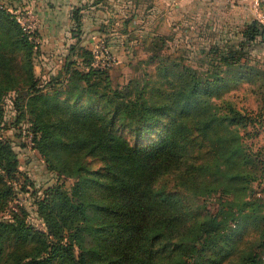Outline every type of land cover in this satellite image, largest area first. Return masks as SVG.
Returning <instances> with one entry per match:
<instances>
[{
	"label": "trees",
	"instance_id": "16d2710c",
	"mask_svg": "<svg viewBox=\"0 0 264 264\" xmlns=\"http://www.w3.org/2000/svg\"><path fill=\"white\" fill-rule=\"evenodd\" d=\"M11 8L0 0V127L6 93L30 97L28 104L36 112L34 147L46 156L49 169L70 170L76 180L71 189L55 183L43 194L35 190L36 210L45 223V228L38 227L26 205L17 201L23 186L18 151L9 138L0 139V264H214L217 229L224 234L243 219L264 218L258 207L264 189L254 186L264 176V165L259 152L245 144L238 126L244 119L255 124V115H244L234 106L223 113L208 96L214 87L225 91L248 78L241 61L247 62L242 60L247 42L263 36L264 20H253L238 43L203 46L200 52L205 62L209 58V67L201 70L200 78L193 66L165 62L158 71L167 77V86H159L157 95L141 97L140 89L127 99L121 91H97L90 100L113 107L108 116L90 104L63 101L50 92L57 90L56 84L69 82L78 96L89 86H78L76 74L85 81L91 74L108 75L92 65V48L73 43L63 71L42 78L33 60L38 45ZM82 8L73 9V32L80 41ZM15 40L23 44L18 47L23 49L21 77L8 53L18 44ZM79 61L87 73L75 69ZM171 71L177 73L173 78L168 77ZM22 106L18 122L25 115ZM166 115L171 127L148 145L131 144L114 130L115 119L151 128ZM200 137L210 140L214 160L187 162L192 141ZM83 152L101 155L103 168L90 169L81 159ZM56 161L59 166H54ZM174 172L177 178L158 182ZM215 192L220 200L225 195L230 199L210 213L200 198ZM227 209L234 215L222 217ZM259 262L255 253L243 264Z\"/></svg>",
	"mask_w": 264,
	"mask_h": 264
},
{
	"label": "rangeland",
	"instance_id": "374dc122",
	"mask_svg": "<svg viewBox=\"0 0 264 264\" xmlns=\"http://www.w3.org/2000/svg\"><path fill=\"white\" fill-rule=\"evenodd\" d=\"M4 1L7 5L12 7L11 9L13 11L18 8L27 9L29 3L36 8L38 5L36 0ZM105 1L110 3L111 8L115 11L114 14H111L109 22H115V17L122 19L121 23L123 19L130 18L134 20L133 24L137 25L139 29L143 26L145 30H153L154 26L151 25L153 23V18H147H149L148 12L152 9L155 0H103V3ZM119 9L121 13H117ZM143 19L146 20L143 21ZM129 21L130 20H128V22ZM109 22L103 23L106 28L123 27V24L119 25V23L108 26ZM138 32L139 31H137V33ZM164 33L163 36L162 34L137 35L132 31L131 35H124L121 40L118 39L117 41H111L109 39L111 35H102L94 42L92 47L95 46L97 42L103 41L115 55L116 63L109 69H106L108 75L98 76L91 74L89 81H85L80 75L76 74L75 78H77L78 86H89L87 91L83 90L78 96L75 87H72L71 83L67 84L69 82L59 85L56 84L57 90L54 89L50 92L59 95L58 98L63 101H78L81 104H90L110 116L113 113V107H106L103 101H92L90 97L95 98L94 93L104 90L108 93L121 91V94H126L127 99L135 97L140 89L142 90L141 97H149L150 93L157 95L159 93V86L163 88L167 86V77L161 75L158 71L160 63H178L177 67L179 68H182V65L193 66L198 70L196 75L200 78L203 74L201 70H206V68L209 67V63L207 64L209 58L207 62H205L206 60H204L200 52L202 48L201 43L198 40H195V43L190 39L187 40L183 37L184 35H177L178 39L176 41L171 38L167 39L166 29ZM42 38L43 35L39 34L33 35L31 39L38 45V50L33 55L35 72L37 75L44 78L42 76L43 72L51 71L56 65L51 62V60L44 61L45 58H41L43 57L42 51L45 44ZM15 41L18 44H16V46L12 44L14 49L8 51V53L12 55L15 72L21 77V71L23 70V49H19L18 47L21 46V48H23V44L17 40ZM73 43H79L89 49L92 48L83 40L82 36L81 41L74 36V38L68 42V53ZM83 53H85L84 50ZM75 69L79 70L81 73H87L88 71V68L80 61L76 64ZM229 74L232 75L233 73L231 72ZM50 75H52V73H46L45 77L48 78ZM176 75L177 73L175 71H171L168 77L173 78ZM231 84L232 80L230 79L229 85ZM22 85L25 84L22 83ZM232 89L226 88L225 91H221L214 87L208 96L218 104V107L223 113L229 111L230 106L239 109L243 114L247 112L255 114L256 111H261V114L256 113L255 115V119L257 120L255 124L244 119L238 126L243 134L245 144L251 150L259 152L260 159L264 165V113L262 112V106L260 103H257V100H255L251 94H247L249 90L247 84L235 90ZM47 92L49 93V91ZM29 98L30 97L26 95L17 96V92L13 90L6 93L3 99L5 114L3 118L4 121L0 127V139L9 138L12 140L20 157L21 165L19 173L23 186L20 187L21 189L17 201L26 205L30 214L29 218L32 222L40 228H45L44 220L39 216L36 210L35 197L39 195V193L43 194L46 186L55 183H62L65 187L64 189H71L76 177L69 175L70 170L67 172H60L61 168L59 169V167H56V169L51 167L52 170L49 169L46 156L41 154L37 148L34 147L33 139L35 130L33 126V116H35L36 112L31 110L28 104ZM233 101H236L235 104ZM23 104L24 106H22V109L25 115L24 118L18 122L19 110H21L20 107ZM57 110L60 113V110ZM134 115L136 117L137 112H135ZM114 121L115 132L127 138L131 144L138 145H148L151 142L161 139L172 124L171 117L167 115L163 116L161 121L151 128L141 127L137 123H123L119 119H115ZM213 154L210 140L200 137L192 141V150L187 156V162H212L214 160ZM67 156L68 155H66L65 158H67ZM81 159L90 169H102L104 166V161L99 154L83 152L81 154ZM67 160H69V157ZM59 165L60 162L58 161L54 163V166ZM175 177L177 178L175 172L170 173L161 177L158 182L162 183L171 178L175 179ZM254 186L264 189V176L258 179L254 183ZM36 189L39 190L38 194H36ZM220 195V193L215 192L211 196H201L200 201L202 203L204 202L207 205L206 209L212 213L217 210L221 202H227L226 199H230L225 195L224 198L222 197L223 200H220ZM262 199H264V197H262ZM258 207L262 209V213H264V201L261 202V205H258ZM227 210L228 213L224 212L222 215L225 216L222 217L229 218L234 215L233 210ZM228 230V232L220 234L217 229V232L214 233L219 241L215 250L211 252L217 259L214 264H243V261L245 262V260L249 258V255H254L255 253H257L261 261L258 264H264V218L259 219L258 222L252 219H243L237 227Z\"/></svg>",
	"mask_w": 264,
	"mask_h": 264
},
{
	"label": "crops",
	"instance_id": "0c3cea01",
	"mask_svg": "<svg viewBox=\"0 0 264 264\" xmlns=\"http://www.w3.org/2000/svg\"><path fill=\"white\" fill-rule=\"evenodd\" d=\"M254 1L155 0L147 18H153L151 25L154 27L151 31L143 29V26L139 29L130 18L123 19L121 23L122 19L115 17V22H109L111 14L115 11L110 3L107 1L103 3V0H36L37 8L30 3L28 6L35 9L41 17L39 34L43 35L42 39L45 41L41 58H45L44 61L51 60L56 65L52 66L51 71L43 72L42 76L45 77L46 73L57 74L63 71L62 67L68 54V42L75 35L74 8L83 7L81 10L83 31L80 35L89 47H92L102 35H111L109 39L117 41L124 35H131L132 31L137 35H158L165 34V29L169 39L176 41L177 35H184L185 39L193 42L198 40L202 47H207L211 43L220 45L238 43L243 38L244 30L262 12ZM117 13H121L120 9ZM107 22L108 26L119 23L123 24V27L106 28L103 23ZM247 45L249 50L246 57L242 58V60L246 58L247 62L241 61V68L247 71L248 78L242 79L232 90L247 84L249 88L247 94H251L257 103L261 104L264 113V34L248 41ZM258 112L261 111H256L254 115Z\"/></svg>",
	"mask_w": 264,
	"mask_h": 264
},
{
	"label": "built area",
	"instance_id": "2783aa9c",
	"mask_svg": "<svg viewBox=\"0 0 264 264\" xmlns=\"http://www.w3.org/2000/svg\"><path fill=\"white\" fill-rule=\"evenodd\" d=\"M255 5L261 9V13L258 16L260 20H264V0H255ZM14 16L22 26L23 30L30 35L32 38L33 35H39V28L41 27V17L35 9L28 6L27 9H16L12 10ZM93 51V61L92 65L101 69H109L116 63V57L110 50V48L99 41L92 47Z\"/></svg>",
	"mask_w": 264,
	"mask_h": 264
}]
</instances>
